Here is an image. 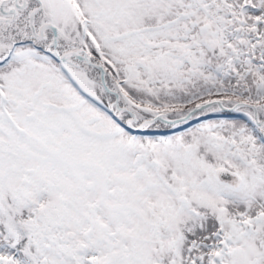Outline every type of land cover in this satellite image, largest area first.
<instances>
[{
  "label": "snow or ice",
  "instance_id": "obj_1",
  "mask_svg": "<svg viewBox=\"0 0 264 264\" xmlns=\"http://www.w3.org/2000/svg\"><path fill=\"white\" fill-rule=\"evenodd\" d=\"M0 264H264V0H0Z\"/></svg>",
  "mask_w": 264,
  "mask_h": 264
}]
</instances>
